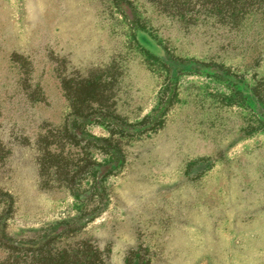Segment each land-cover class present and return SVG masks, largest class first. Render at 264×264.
Returning a JSON list of instances; mask_svg holds the SVG:
<instances>
[{
	"label": "rangeland",
	"instance_id": "1",
	"mask_svg": "<svg viewBox=\"0 0 264 264\" xmlns=\"http://www.w3.org/2000/svg\"><path fill=\"white\" fill-rule=\"evenodd\" d=\"M261 107L264 0H0V264H264Z\"/></svg>",
	"mask_w": 264,
	"mask_h": 264
},
{
	"label": "trees",
	"instance_id": "2",
	"mask_svg": "<svg viewBox=\"0 0 264 264\" xmlns=\"http://www.w3.org/2000/svg\"><path fill=\"white\" fill-rule=\"evenodd\" d=\"M140 30L142 28H139ZM141 41L144 43L143 45L146 47V45H152V43L148 40L147 34H140ZM181 65V64H179ZM178 67V66H176ZM207 67V66H205ZM211 67V72L216 74L218 77H226V72L222 66L218 64H214ZM185 70V72L190 73L192 72L191 68H185L184 66H181ZM176 69V68H175ZM177 73L172 75L173 79H177ZM244 83V82H243ZM176 85V84H175ZM238 93H246L247 90L253 94L252 88L250 86H247L245 83L238 86ZM255 95V94H253ZM261 112H263V107H261ZM105 141V140H104ZM112 163L108 161H104L102 163L95 164V166L91 167L89 169L90 175H92L93 179L100 180V178L103 176V179L105 176H107L111 169ZM83 172V171H82ZM88 175V174H86ZM101 176V177H99ZM102 179V178H101ZM91 189H94L95 193L99 194L100 197L103 199L101 195V186L99 187L97 183L94 182V180L90 183ZM73 193L76 195V199L79 203H81V199L78 195H80V192L78 188H73ZM84 190H82L81 194H83ZM89 193V192H88ZM86 193V194H88ZM93 194V193H92ZM0 195L8 199V206L11 205V196L8 193L0 192ZM98 210H96L97 212ZM93 213L92 217L96 214ZM90 214V213H89ZM88 215V214H87ZM85 222V221H84ZM62 228L54 227L49 232L45 233L43 236H41V240L38 237H31L23 242L30 244L28 250H31L32 252H38L37 254H41L40 256V262L36 264H104V258L101 256V251L99 248H97L93 242H89L88 240H84L81 243V248H74L73 251L67 250V249H61V250H54V245L56 243L57 238L60 236V233L62 232ZM52 232V233H51Z\"/></svg>",
	"mask_w": 264,
	"mask_h": 264
}]
</instances>
